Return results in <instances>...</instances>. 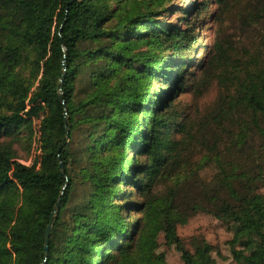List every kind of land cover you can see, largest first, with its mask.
<instances>
[{
  "label": "trees",
  "instance_id": "16d2710c",
  "mask_svg": "<svg viewBox=\"0 0 264 264\" xmlns=\"http://www.w3.org/2000/svg\"><path fill=\"white\" fill-rule=\"evenodd\" d=\"M166 2L0 0V264H168L161 237L181 264H221L207 239L178 232L199 212L227 225L237 264H264V34L247 57L212 56L245 122L238 142L254 143L233 156L202 135V166H217L206 181L176 103L187 79L169 72L191 35L161 24ZM245 19L260 31L264 0ZM35 130L45 154L28 165L14 145Z\"/></svg>",
  "mask_w": 264,
  "mask_h": 264
},
{
  "label": "rangeland",
  "instance_id": "374dc122",
  "mask_svg": "<svg viewBox=\"0 0 264 264\" xmlns=\"http://www.w3.org/2000/svg\"><path fill=\"white\" fill-rule=\"evenodd\" d=\"M252 4L253 0H226L223 4H219L216 0H167L166 11L158 17L164 26H179L181 30H188L191 35L188 39V49L178 54L182 60L184 54L185 64L183 63V67L178 69L170 68L169 72L177 76L181 75V80L187 79L181 92L178 93L176 103L183 115L181 121L188 122L190 131L188 136L197 138L191 140L188 151L192 166L201 167L203 156L208 154V149L206 150L200 143L202 135L208 136L211 144L216 141L221 149L225 146L229 147L228 155L233 156H241L250 146L249 144L254 143L250 139L245 144L238 142L245 122L239 114L223 104V96L229 91L232 93L233 89H230L232 86L226 85V80L221 81V78L215 77L214 74L219 73L220 69L214 72L210 64L217 47L218 53L220 49L230 54L233 59L247 57L245 49H254L256 42L260 40L258 35L264 34V23L257 25L261 32L257 29L254 32L248 27L245 17L251 11ZM4 40V35L0 33V42ZM41 77L42 73L39 74L32 91L40 84ZM192 79H195V82ZM197 80H200V86L195 85ZM30 97L34 99L35 94L30 93ZM39 123L40 120L35 121L36 128ZM76 142L82 143V139L76 137ZM14 147L18 152L19 160L28 165L35 160L39 163L45 154L42 136L38 130L33 133L31 145L20 142ZM256 149L258 150L257 146L254 149L257 154ZM200 172L206 181H210L216 175L217 166L215 164L204 166ZM166 187V184H158L155 193L164 192ZM125 190L130 191L132 188ZM126 215L133 216L134 213L127 212ZM178 232L189 245L193 236L204 237L214 246L213 257L219 263L237 264L228 243L232 238L231 232L225 223L212 215L199 212L186 225L179 226ZM160 242L159 250L166 254L168 264H181L180 253L173 247L166 246L162 237Z\"/></svg>",
  "mask_w": 264,
  "mask_h": 264
},
{
  "label": "water",
  "instance_id": "95a60500",
  "mask_svg": "<svg viewBox=\"0 0 264 264\" xmlns=\"http://www.w3.org/2000/svg\"><path fill=\"white\" fill-rule=\"evenodd\" d=\"M63 47L65 48L64 42H63ZM64 75L66 74L67 71V65L65 64V60H64ZM61 80H63V77L61 78ZM61 100L64 102L63 98L61 97ZM60 169L62 173H65L64 170V166L63 163H60ZM60 207V202L57 203L56 205V211L59 210ZM52 216H54V213L52 214ZM50 229H51V224H49L48 228H47V232H46V240H45V253L47 254L49 252V236H50Z\"/></svg>",
  "mask_w": 264,
  "mask_h": 264
},
{
  "label": "built area",
  "instance_id": "2783aa9c",
  "mask_svg": "<svg viewBox=\"0 0 264 264\" xmlns=\"http://www.w3.org/2000/svg\"><path fill=\"white\" fill-rule=\"evenodd\" d=\"M24 163V162H23Z\"/></svg>",
  "mask_w": 264,
  "mask_h": 264
}]
</instances>
